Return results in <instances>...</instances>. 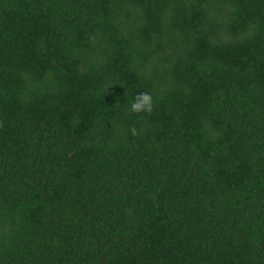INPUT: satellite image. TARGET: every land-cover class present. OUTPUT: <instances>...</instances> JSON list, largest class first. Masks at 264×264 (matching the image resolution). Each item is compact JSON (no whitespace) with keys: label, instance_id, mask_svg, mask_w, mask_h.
<instances>
[{"label":"trees","instance_id":"16d2710c","mask_svg":"<svg viewBox=\"0 0 264 264\" xmlns=\"http://www.w3.org/2000/svg\"><path fill=\"white\" fill-rule=\"evenodd\" d=\"M0 264H264V0H0Z\"/></svg>","mask_w":264,"mask_h":264},{"label":"clouds","instance_id":"9594fccd","mask_svg":"<svg viewBox=\"0 0 264 264\" xmlns=\"http://www.w3.org/2000/svg\"><path fill=\"white\" fill-rule=\"evenodd\" d=\"M154 103V98L150 93L141 92L134 97L129 110L135 114L147 113L150 115L154 110ZM129 131L133 136L139 135V132L134 126Z\"/></svg>","mask_w":264,"mask_h":264}]
</instances>
